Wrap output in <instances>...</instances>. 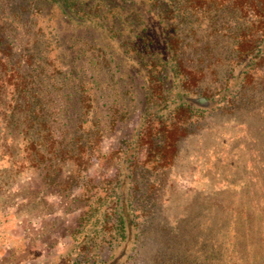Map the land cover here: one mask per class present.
<instances>
[{
	"label": "trees",
	"instance_id": "1",
	"mask_svg": "<svg viewBox=\"0 0 264 264\" xmlns=\"http://www.w3.org/2000/svg\"><path fill=\"white\" fill-rule=\"evenodd\" d=\"M29 23L34 28L27 33L33 30L36 38L15 57L18 29ZM80 41L97 51L108 71L120 66L112 65L115 56L123 68H137L145 90L137 130L124 148L109 153L113 175L97 182L88 170L92 159L103 157L93 94L98 80L78 65L71 42ZM37 42L51 56L35 58ZM35 59L50 66L43 80L59 104L60 90L78 95L66 130L52 125L44 107L49 92L38 93L31 72H22L23 63L36 70ZM237 112L264 117V0H0L3 127L17 130L22 115L24 126L13 133L22 164L46 187L64 178L61 188L75 185L86 202L69 236L67 264H109L119 247L138 240L178 141L214 114ZM263 188L252 190L247 209L231 207L217 216L214 251L204 262L258 264L264 251Z\"/></svg>",
	"mask_w": 264,
	"mask_h": 264
},
{
	"label": "rangeland",
	"instance_id": "2",
	"mask_svg": "<svg viewBox=\"0 0 264 264\" xmlns=\"http://www.w3.org/2000/svg\"><path fill=\"white\" fill-rule=\"evenodd\" d=\"M30 27L34 28L29 23L16 31L19 43L14 48L15 57L26 51L25 46L33 45L34 32L26 30ZM38 43L34 45L35 58L51 56V52H42ZM71 43L78 65L98 80L93 94L97 98L103 157L92 159L88 170L97 182L113 175L116 166L109 153L124 148L137 130L145 90L136 75L137 68H123L122 59L115 56L112 65L120 66L108 71L97 51L82 41ZM33 66L36 70L32 71L23 63L22 72H31L38 93L49 92L44 107L54 119L52 125L66 130L75 117L78 95L71 88L60 90V104H67L62 109L54 89L46 88L49 82L43 80L50 66L46 68L37 59ZM22 118L17 115V130L24 126ZM6 122L0 118V264H67L70 233L86 208V202L80 199L82 192L75 185L63 190L64 178L46 187L36 171L22 164V153L15 150L13 140L17 130L4 128ZM60 135L58 132L56 137ZM177 148L174 162L155 191L156 205L142 220L138 240L119 247L109 264H173L177 257L181 264H207L204 257L211 259L214 251L217 216L231 207L247 209L252 190L260 192L264 185V117L257 114H214L181 138ZM230 211L224 213L226 219ZM257 263L264 264V251Z\"/></svg>",
	"mask_w": 264,
	"mask_h": 264
}]
</instances>
